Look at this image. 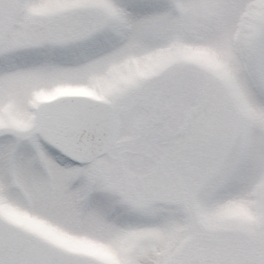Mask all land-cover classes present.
<instances>
[{
    "label": "snow or ice",
    "instance_id": "snow-or-ice-1",
    "mask_svg": "<svg viewBox=\"0 0 264 264\" xmlns=\"http://www.w3.org/2000/svg\"><path fill=\"white\" fill-rule=\"evenodd\" d=\"M0 264H264V0H0Z\"/></svg>",
    "mask_w": 264,
    "mask_h": 264
}]
</instances>
